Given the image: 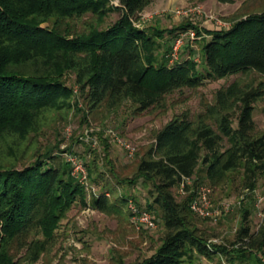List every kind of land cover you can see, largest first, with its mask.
<instances>
[{
    "label": "trees",
    "instance_id": "trees-1",
    "mask_svg": "<svg viewBox=\"0 0 264 264\" xmlns=\"http://www.w3.org/2000/svg\"><path fill=\"white\" fill-rule=\"evenodd\" d=\"M150 2L0 0V146L7 137L25 140L38 132L45 111L73 106L67 73L74 74L79 94L91 109L99 105L114 109L129 100L137 111L163 106L170 92L199 87L208 79L250 71L264 75V9L201 33L191 23L171 29L137 25L135 18ZM113 11L120 16L101 27ZM86 14L94 22L86 21L77 29L75 23ZM190 28L202 39L201 68L192 49L187 57L172 62L167 54L159 56L158 39L165 33L175 37ZM261 97L264 80H234L218 89L215 102L196 119L177 115L158 130L133 177L121 178L112 172L114 183L107 180L105 191L94 193L92 208L113 211L128 199L117 193L119 184L142 179L152 186L145 209L138 200L134 203L138 210L151 212L154 205L159 209L164 226L161 243L150 256L130 263L119 260L118 264H181L195 255L215 254L240 263L264 259V220L252 231L249 210H245L231 247L214 243L193 223L198 214L191 210L190 202L197 191L181 200L172 191L185 178L193 177L200 165L211 185L221 184L229 172L240 170L242 185L251 192L256 189L264 176V134H253L254 103ZM7 149L12 157L16 155L15 148L7 145ZM87 169L90 175L91 168ZM97 177L93 180L98 183ZM110 193L115 195L112 200ZM78 199H85L84 187L71 174L70 164L52 149L21 167L0 161V264H17L10 244L33 231L43 237L31 248L29 259L36 261Z\"/></svg>",
    "mask_w": 264,
    "mask_h": 264
},
{
    "label": "rangeland",
    "instance_id": "rangeland-1",
    "mask_svg": "<svg viewBox=\"0 0 264 264\" xmlns=\"http://www.w3.org/2000/svg\"><path fill=\"white\" fill-rule=\"evenodd\" d=\"M262 9L264 0H235L231 3L218 0H151L137 15L135 23L144 28L160 29L177 28L184 23H191L203 33L205 29L223 27L238 17ZM119 16V11L111 12L103 20L101 27L109 25ZM86 21H93L90 14L78 19L76 28L81 30ZM178 36L179 33L175 37L165 33L163 38L158 39L159 56L167 54L171 62V47ZM201 40L195 36L191 38L184 35L179 59L187 57L192 49L201 68ZM234 80L257 83L264 80V75L250 71L216 80L208 79L199 87H184L170 92L165 96L163 106L137 111L129 100L114 109H107L103 105L91 109L79 94L74 74L67 73L65 81L73 89V106L69 109L45 111L40 130L30 134L25 140L16 136L7 137L5 145L0 146V161L6 165L15 162L21 167L47 149H52L64 162L67 161V154H75L83 160L86 167L91 168L88 185H82L85 199L76 200L67 210L55 228L52 239L36 261H31L29 256L34 242L43 239L42 234L33 231L13 241L9 251L17 264H118L119 260L130 263L150 256L161 243L164 233L160 211L155 205L152 206L151 214L155 217L156 226L148 229L136 223L129 204L136 199L145 209L151 184L143 182L142 179L135 184H119L117 193L124 194L128 199L125 205H118L113 211L92 208L91 197L95 192L105 191L103 185L107 180L114 183L112 172L121 178L133 177L137 163L146 156L158 130L177 115L186 114L196 119L199 113L205 112L215 102L216 91ZM253 118V134H264V97L254 103ZM207 122L213 124L212 119ZM121 141L135 147L133 156H128ZM7 145L15 148L16 157H12ZM205 170L200 165L189 184L184 185L183 189L181 185L175 186L172 189L173 194L177 200H181L189 193L196 192L198 186L207 185L211 188L213 207H219L221 211L222 205L229 203L230 209L221 211L216 218L195 215L193 223L209 241L231 247L245 210H249L252 231H256L264 220V176L258 179L256 189L251 192L242 185L240 170L229 172L224 182L219 185L208 182ZM97 174L102 176L97 177ZM96 177L98 183L93 180ZM109 198L112 200L115 195L110 193ZM255 257L260 258V255L255 254ZM181 264H264V259L259 262L251 259L240 263L238 260L229 261L221 254L212 257L195 255L192 260L186 259Z\"/></svg>",
    "mask_w": 264,
    "mask_h": 264
},
{
    "label": "built area",
    "instance_id": "built-area-1",
    "mask_svg": "<svg viewBox=\"0 0 264 264\" xmlns=\"http://www.w3.org/2000/svg\"><path fill=\"white\" fill-rule=\"evenodd\" d=\"M230 24V23H229ZM229 24L224 25L223 27L228 26ZM184 35H187L188 37L193 38L198 37L195 30H187L185 33L180 32L179 36L175 38L171 51H170V61H174L178 59L181 46L183 45L184 41ZM121 144L127 151L128 156H133L135 147L125 141H121ZM67 161L71 166V173L72 175L79 181L81 185H88L89 181V174L88 169L83 162V160L78 157L75 154L69 153L67 154ZM191 178H185L180 185H188ZM211 188L207 185H201L197 188L196 196L192 199L190 202V208L191 210L202 217H211L216 218L217 215L220 214L221 211H228L230 209L229 203H224L222 205V210L220 211L219 207H213L211 198H210ZM131 202V201H130ZM130 208L134 212V215L136 217V223L140 227L153 229L156 226V220L154 216L151 214L150 211L147 210H138L134 203L131 205L129 204Z\"/></svg>",
    "mask_w": 264,
    "mask_h": 264
}]
</instances>
